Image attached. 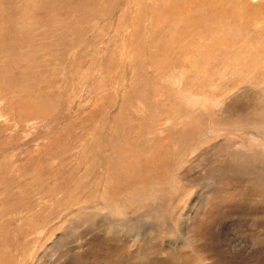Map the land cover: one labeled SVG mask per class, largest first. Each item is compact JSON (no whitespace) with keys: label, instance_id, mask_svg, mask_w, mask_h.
<instances>
[{"label":"rangeland","instance_id":"1","mask_svg":"<svg viewBox=\"0 0 264 264\" xmlns=\"http://www.w3.org/2000/svg\"><path fill=\"white\" fill-rule=\"evenodd\" d=\"M259 1L0 0V264H264Z\"/></svg>","mask_w":264,"mask_h":264},{"label":"bare ground","instance_id":"2","mask_svg":"<svg viewBox=\"0 0 264 264\" xmlns=\"http://www.w3.org/2000/svg\"><path fill=\"white\" fill-rule=\"evenodd\" d=\"M253 1V0H252ZM185 2V1H184ZM257 7L255 6V5H253V7H255V9H253V8H251V7H249L248 5H246V9H248V8H250V11L251 10H254V11H256L257 13H258V15L257 16H254L255 18L257 17L258 19L259 18H263L264 17V0H260L259 2H257ZM174 6V5H173ZM249 11V12H250ZM191 15V14H190ZM182 21V20H181ZM188 21V20H187ZM190 21V20H189ZM259 23V22H258ZM188 28H190V29H192V30H194V23L192 22V21H190L189 22V24H188V26H187ZM182 29H183V27H182ZM191 30V31H192ZM184 31H185V33H186V31L187 30H185L184 29ZM190 31V30H189ZM184 33V32H183ZM184 33V34H185ZM189 33V32H188ZM192 33V32H191ZM186 35V34H185ZM187 36V35H186ZM187 101H188V103L191 105V104H193V100H190V99H187ZM247 155V154H246Z\"/></svg>","mask_w":264,"mask_h":264}]
</instances>
